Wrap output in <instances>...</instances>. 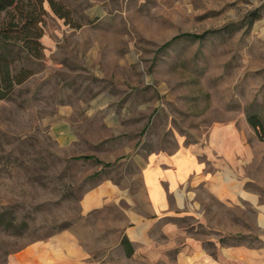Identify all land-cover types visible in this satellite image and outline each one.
Instances as JSON below:
<instances>
[{"label": "rangeland", "instance_id": "obj_1", "mask_svg": "<svg viewBox=\"0 0 264 264\" xmlns=\"http://www.w3.org/2000/svg\"><path fill=\"white\" fill-rule=\"evenodd\" d=\"M41 4L39 55L12 47L31 74L0 99V264L61 231L111 264H264V0Z\"/></svg>", "mask_w": 264, "mask_h": 264}, {"label": "crops", "instance_id": "obj_2", "mask_svg": "<svg viewBox=\"0 0 264 264\" xmlns=\"http://www.w3.org/2000/svg\"><path fill=\"white\" fill-rule=\"evenodd\" d=\"M163 170L159 164L147 165L145 168V184L147 196L151 205V213L162 211L167 205L166 190L164 188ZM115 192L113 185L101 184L87 192L83 198L82 206L87 211L102 207L111 199ZM131 225L126 226L123 236L136 242L147 228V219L141 212H133ZM133 247V245H132ZM132 255V254H131ZM5 264H111L99 260H91L89 252L69 231L58 232L51 237L32 241L20 249L11 252Z\"/></svg>", "mask_w": 264, "mask_h": 264}, {"label": "trees", "instance_id": "obj_3", "mask_svg": "<svg viewBox=\"0 0 264 264\" xmlns=\"http://www.w3.org/2000/svg\"><path fill=\"white\" fill-rule=\"evenodd\" d=\"M41 2L42 0H27V3L24 0H0V99L7 98L13 87L31 74L29 69L21 67L11 71L14 62L12 47L18 45L28 49V55L36 57L42 48L39 41L42 31L38 17L39 12L43 11ZM248 121L254 127L259 124L255 116L249 117ZM120 244L126 256L133 253V247L126 236L121 237Z\"/></svg>", "mask_w": 264, "mask_h": 264}]
</instances>
